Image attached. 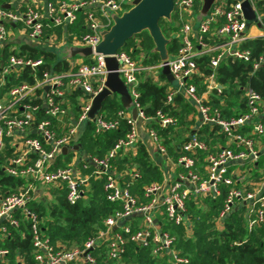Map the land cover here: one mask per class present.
<instances>
[{
    "label": "built area",
    "instance_id": "2783aa9c",
    "mask_svg": "<svg viewBox=\"0 0 264 264\" xmlns=\"http://www.w3.org/2000/svg\"><path fill=\"white\" fill-rule=\"evenodd\" d=\"M128 1L130 0H45L41 6L38 0H20L16 8L5 9L0 6V47L9 41L11 25L19 28L32 44L42 46L48 41L47 46L50 47L55 41V35L45 38V29L67 28L76 22L79 12L84 16L86 30L80 37L74 36L72 44L95 47L100 41L98 31L111 24L106 10L120 13L127 7ZM248 1L263 27L264 0ZM197 2L202 5L201 0L174 2L173 11L180 23L177 33L180 47L166 62L174 84L166 79L162 84L167 89V104L172 103L175 95H182L195 108L198 128H215L217 133L225 135L226 146L215 153H209L204 159V170L200 171L194 155L196 151H205L207 145L199 139L197 133L189 134L188 140L181 146L183 153L173 161V166L177 169L176 178L172 177L170 180L167 176L161 183L146 185L142 189V197L145 199L143 202L130 192L129 184H121L111 160L119 154L135 153L140 139L139 125H142L155 151L167 161V152L161 139L154 129L147 127V123L156 121L161 127H168L175 125L177 120L161 111L147 117L138 101L137 91L140 75L146 73L157 82L158 72L164 63L143 66L123 51L114 54L118 63L117 72L128 89L137 115L133 119L130 112L120 110L116 118L107 119L98 114L90 121L94 125V131L101 133L116 129L119 119H125L128 131L105 157L90 155L82 159L83 169L93 167L91 174L84 176L72 164L55 167L54 163L62 153V148L71 147L76 142L81 125L88 119L93 98L104 88L107 76L105 56L94 54L91 56L92 63L69 62L74 67L73 70L61 73L45 71L40 77H36L35 69L43 64L42 59L34 60L16 55L3 59L0 52V156L6 148L7 139H13L12 145L17 148L4 165L5 173L13 177H30L42 185H62L70 204H75L82 198L91 178L104 179L106 200L120 205L81 246L67 248L62 244H52L41 233L36 213L26 206L30 200L31 185L1 197L0 235L2 238L9 236L8 226L19 227V219L13 215L19 211L30 224L35 264H95L97 253L101 251L106 258L118 260L125 254L129 244L149 248L154 256H166L171 264H187L188 259L174 248L175 237L162 229L161 221L174 226L185 225L188 197L194 195L216 198L222 185L231 188L219 219L243 202L247 204L249 227L264 221V194L259 196L255 192H244L236 188L235 183L239 180L233 178L229 171L231 164H253L259 159L255 137L264 136V125L260 120L264 114L262 100L253 89L244 86L241 89L245 110L241 114L226 117L220 107L212 105L213 98L222 97L225 90V86L216 80L220 62L226 58L250 61L251 52L243 45L256 38H264V28L258 36H254L250 29L257 25H247L240 2L215 0L207 17L195 29ZM258 3L262 6H258ZM201 57L208 59L211 70L206 76L197 65V60ZM263 64L264 54H260L253 60V69L256 70ZM25 67L31 69L33 83L22 82L2 93L6 77L12 72L19 74ZM194 77L203 79L201 89L192 82ZM74 92L82 95L76 117L71 115V107L66 100ZM39 111H42V117L38 115ZM65 120L68 121L66 130L58 135L52 128V121L62 123ZM246 126L250 127L248 135L241 132ZM33 131L38 132L41 140L30 136ZM230 144L235 149L230 148ZM124 175L133 179L140 178V174L132 169H128ZM132 217H140V223L136 226L126 224ZM7 255L8 250L0 249V259Z\"/></svg>",
    "mask_w": 264,
    "mask_h": 264
},
{
    "label": "trees",
    "instance_id": "16d2710c",
    "mask_svg": "<svg viewBox=\"0 0 264 264\" xmlns=\"http://www.w3.org/2000/svg\"><path fill=\"white\" fill-rule=\"evenodd\" d=\"M257 5L262 6L260 3ZM128 8L129 6L125 9ZM78 16L81 18L82 12H79ZM158 24L165 37L169 39L166 50L171 58L180 47V41L177 37L180 23L176 13L172 12L171 22L160 19ZM60 29L57 28V31ZM66 29L67 43H71L72 36L80 37L85 32L84 28L78 24L69 25ZM8 47V45L0 47L3 59L9 55H16L43 60V64L35 69L36 77H40L45 71L61 73L74 69L69 61L58 60L56 54L48 50L21 45L18 49L8 51ZM243 47L250 50V61H233L226 58L220 62L216 70V80L225 86V90L222 97L213 98L212 105L220 107L226 117L237 116L239 110L242 112L245 110V101L242 98L243 90L241 89L244 86L250 87L260 96L264 113V64L256 70L253 69L254 58L264 54V38L251 40L245 43ZM153 49L152 38L146 31H143L126 40L124 46L118 51L127 53L131 59L143 66H152L162 62L160 55ZM83 62L92 63L91 57L83 58ZM197 65L204 76L211 72L206 57L198 59ZM157 77L160 81L165 80L160 71ZM33 80L34 76L31 74V69L25 67L19 74L12 72L6 77V85L1 92L4 93L22 82L31 84ZM202 80V78L194 77L192 82L201 89ZM137 91L139 93L138 101L147 117H152L157 111H161L176 118V124L168 127H161L156 121L147 123V127L154 129L158 134L169 157L176 160L183 153L181 151L182 144L188 140V135L193 132L194 107L179 94L173 97L172 103L167 104L166 86L154 81L146 73L140 75ZM73 94L77 96L80 95V92ZM221 100H223L222 104H220ZM33 103L35 104V102ZM120 110H125L122 107L120 97L113 94L102 104L99 114L107 119H113L117 117L116 114ZM71 111L74 114L78 113V107L74 105ZM38 115L42 117V111H39ZM263 115L260 120L264 124ZM52 123L55 132L61 135L66 130L68 121L65 120L62 123L52 121ZM127 131L128 124L125 119H119V125L116 129L101 133H96L93 123L89 121L85 123L76 144L80 146L79 151L81 153L103 158L115 143L125 136ZM196 132L199 139L207 145L205 151H196L194 155L197 161L196 165L203 166L207 154L220 150L216 143L222 147L226 146V138L224 134L217 133L215 128L208 126H204ZM35 137L41 140L39 136ZM13 151L14 147L7 142L5 152L3 151L0 156V198L18 191L29 183V180L25 178L13 177L5 173L6 157L12 156ZM68 157L59 154L54 166H66L69 161ZM111 164L117 169H122L123 166L127 165L140 174L139 179L124 175L122 180H125L126 183L124 184H129L130 192L142 202L145 201L142 197V189L151 183L162 182L161 169L140 142L137 143L134 154L131 153L128 156L119 154L111 160ZM248 166L251 170L249 180L264 177V151L259 154V160L256 163ZM103 183L104 179L91 178L88 186L85 187L82 198L75 204H70L66 200V189L62 187L51 190L53 199H30L26 206L36 213L41 233L52 244L67 243L74 245V247L81 246L87 238L93 236L102 227V222L106 217L120 208L118 203H111L106 200ZM244 183L236 182L235 187L240 189ZM251 187L248 188L251 189ZM230 188V186L222 185L220 194L216 198L189 196L186 200L185 225L174 226L166 221H161L162 229L167 230L175 237L174 248L181 256L188 259L187 264H264V221L249 227L247 204L243 202L234 207L222 219L218 218ZM14 216L19 219V227L8 226L9 236L0 241V248L8 250L6 256L9 260L8 264H20L16 262L18 256L23 257V264H35L32 257L30 224L20 212H16ZM134 219L140 220L139 217H134ZM0 264L5 263L0 262ZM95 264L171 263L166 256H154L149 248H139L129 244L125 254L118 260L106 258L102 251L97 253Z\"/></svg>",
    "mask_w": 264,
    "mask_h": 264
},
{
    "label": "water",
    "instance_id": "95a60500",
    "mask_svg": "<svg viewBox=\"0 0 264 264\" xmlns=\"http://www.w3.org/2000/svg\"><path fill=\"white\" fill-rule=\"evenodd\" d=\"M176 0H130L126 3L128 9L121 11L119 15L112 14V11L106 10L110 17L111 24L109 27L102 28L98 31L100 41L95 47L82 46L77 44L66 43L58 48H49L48 51L56 54L58 60H67L68 58H85L91 57L94 54H101L105 56L104 63L107 70V76L104 83V88L92 100L91 109L88 113V119L83 122L80 129V134L83 131L85 123L93 121L100 113L102 104L113 94L120 97L122 107L131 113L133 119H136V109L133 108V103L129 95L128 89L122 82L117 72L118 63L114 58V54L124 46L126 40L133 35L146 31L153 40L154 51L160 55L161 61L164 63L160 73L170 83L174 84L172 75L166 65L168 56L166 45L169 42L159 27V20L165 19L171 22V15L173 12L174 2ZM240 2L243 17L247 25L256 24L260 26L257 20V15L248 0H235ZM202 5L195 16L196 29L201 20L207 17L215 0H201ZM3 8L8 9L9 5H4ZM157 41L162 44L161 52L157 47ZM60 51V55L59 52ZM44 107V106H43ZM32 134H38L33 131ZM79 145L62 148V154L71 151H78Z\"/></svg>",
    "mask_w": 264,
    "mask_h": 264
},
{
    "label": "crops",
    "instance_id": "0c3cea01",
    "mask_svg": "<svg viewBox=\"0 0 264 264\" xmlns=\"http://www.w3.org/2000/svg\"><path fill=\"white\" fill-rule=\"evenodd\" d=\"M19 1L20 0H5V1H3L0 4V6L3 7L4 5H9V7H11V8H16V6L19 4ZM38 1L40 2L41 6L44 5V3H45V0H38ZM263 23H264V20H263ZM74 24L81 25L84 28V30H86L84 16H82L81 18H79V16H78L77 20H76V22ZM263 28H264V26L263 27L262 26H254V27H252L250 29V32L254 36H258L261 33ZM10 30H11L10 39L5 44V45L9 46L8 47V51H11V50H14V49H18L21 45L29 46V47L36 48V49L48 50L51 47L58 48V47L63 45V42H65V43L67 42V33H66L67 29L66 28H64V29L61 28L60 29L61 32H60V30L57 31V28H55V29H45V38H48V37L50 38L51 36L55 35V41L53 42V44H50V47L47 46L48 45V43H47L48 41L42 46L41 45L36 46V45L32 44L31 42L26 40V38L24 37V35L20 31V29L17 28V27H14L13 25L10 26ZM73 38H74V36H72L71 43L73 42ZM91 60H92V57H91ZM67 61H69L71 64H75V63H79V62L83 61V58H68ZM157 82L159 84H162L163 81L158 80ZM81 99H82V95L81 94L77 95V96H74L73 93L68 95L66 100L68 102L67 103L68 106L71 107L70 110H72L74 105H76L78 107ZM241 113H242V111L239 110V114H241ZM77 114L78 113L74 114L71 111V115L72 116L76 117ZM196 116H197V114H196V111H195V122L193 124V132H195V133H197L196 131L200 129V128H198V117L196 118ZM241 132L246 134V135L250 134V127L246 126V127L242 128ZM31 135H33L32 137L38 136L37 134H32V133H31ZM139 135H140L139 142L145 146V148L148 151L150 157L153 159V161L159 166V168L162 171V182L165 180V178L167 176H169L170 180H172V177H175L176 174H177V169H175V167L173 166V161L174 160L172 158H170L168 154H167V161L159 156V154L155 151V149L151 145L150 140L148 139V137H147L142 125H139ZM263 137L264 136L255 137V141H256L255 147L259 151V154L262 151H264V138ZM12 140L13 139H7L6 140V144L8 142V144H10V146H13L14 150H16L17 149L16 145H12ZM74 145H77L76 142H74L70 146L72 147ZM216 146L219 149L222 147L221 145H219V143H216ZM229 147H230V145H229ZM230 148L235 149L234 145H232ZM79 150H80V148H79ZM79 150L78 151H71V152H68L66 154H62V153L61 154L64 155V156H69L68 157V160H69L68 164H72L73 166H75L76 170H77V172L79 174L84 175V176H88L93 171V167H91L88 170L83 169V167H82V165H83L82 164V159L84 157H87V156H90V155H87L86 153H81ZM4 152H5V150H4ZM13 153H14V151H13ZM130 154H126V155L125 154H121V155L128 156ZM12 156L6 157L5 165L7 164L8 160ZM249 164H250L249 162L231 164L230 167H229L230 175L233 178L238 179L239 180L238 182H241V183L245 182L244 185H242L243 187L240 188L242 191H244V192H255V193H257V195L260 196V195L264 194V177L256 178V179H253V180H249L248 178L251 175V170H250V168L248 166ZM204 165L203 166L198 165L200 171L204 170L203 169ZM112 166H113L114 171L119 176V180H120L121 184L126 183L125 180H122V177H123L122 175L126 174V172H128V169H130V167H127V165H125V166L122 167V169H117L114 165H112ZM25 179L29 180V183H28V185H26L23 188H27L30 185L32 187L31 188L32 190L30 192V199L51 200V199L54 198V196L51 194V190L49 192V189H47L45 191L43 188L44 187H53V189H58V188L61 189L63 187L62 185H42L40 183H37L36 181H34L30 177L25 178ZM248 187H251V189L248 188ZM245 188H247V189H245ZM16 212H19V211H16ZM16 212H14L13 215ZM139 219H140V217H139ZM136 220L134 219V217H132V218H130V219H128L126 221V224H130L131 226H136L137 224L140 223V220H137V221ZM2 223H4V222H2ZM3 239L4 238H2V236L0 235V241H2ZM58 245H60V244H58ZM0 249H2V248H0ZM23 261L24 260H23L22 256H18L17 259H16V262L20 263V264H23ZM0 262L8 264L9 260H8L7 257H4V258L0 259Z\"/></svg>",
    "mask_w": 264,
    "mask_h": 264
},
{
    "label": "rangeland",
    "instance_id": "374dc122",
    "mask_svg": "<svg viewBox=\"0 0 264 264\" xmlns=\"http://www.w3.org/2000/svg\"><path fill=\"white\" fill-rule=\"evenodd\" d=\"M3 1H5V0H0V4L3 2ZM201 6H200V3L199 2H197L196 3V9H195V14H194V19H195V16L198 14V12H199V8H200ZM121 13V12H120ZM120 13H112V14H116V15H119ZM160 27V26H159ZM67 43V42H66ZM65 42H63V45L64 44H66ZM69 44H72V43H69ZM157 47H158V49L161 51L162 49V44L161 43H159L158 41H157ZM57 52H59V55H60V51H57ZM161 52H163V50L161 51ZM264 138V137H263ZM45 191L47 190V189H49V192H50V190H52L53 189V187H44L43 188ZM62 245H64L65 247H67V248H72V247H74V245H71V244H62Z\"/></svg>",
    "mask_w": 264,
    "mask_h": 264
}]
</instances>
